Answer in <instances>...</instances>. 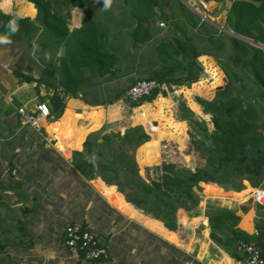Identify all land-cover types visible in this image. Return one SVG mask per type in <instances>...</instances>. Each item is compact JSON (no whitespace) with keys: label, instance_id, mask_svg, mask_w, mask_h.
<instances>
[{"label":"trees","instance_id":"obj_1","mask_svg":"<svg viewBox=\"0 0 264 264\" xmlns=\"http://www.w3.org/2000/svg\"><path fill=\"white\" fill-rule=\"evenodd\" d=\"M27 1L37 10L35 18L5 13L0 8V38L32 50L39 76L26 74L21 69L15 70V75L20 81L37 82L38 92L40 84L52 88L53 112L57 114L63 112L66 103L60 93L78 97L87 84L95 93V103L88 101L91 105L112 104L124 98L126 90L138 79L110 90L101 101L98 97L108 89L92 86L98 81L97 76L107 72L114 75L120 64L135 70L139 79H156L167 87L137 101L126 98L129 108L126 116L133 107L151 102L159 95L168 97L173 85L196 81L198 71L203 69L201 56L216 58L229 78L227 86L214 99L198 98L211 116L212 130L185 101L180 102L181 116L204 139L196 141L197 135L189 132L194 155L198 157L193 164L164 159L159 165L144 166L141 173L136 149L150 140V133L143 125L123 123L124 133L93 135L86 141L89 157L83 158V151L78 153L84 161L79 167L81 174L101 176L119 188L133 189L136 195L131 201L165 219L169 227H175L171 215L179 205L190 215L199 208L204 199L200 183L206 194L222 190L215 184L241 191L245 188L244 179L255 188H264V0H230L222 27L203 20L181 0H123L116 7L122 24L116 28L117 32L108 27L110 20L104 23L89 14L87 0ZM99 1L112 5L115 0ZM173 1L184 18L175 10ZM213 1L226 0H202ZM11 2L2 0L1 7L8 3V10ZM76 6L82 7L85 15L82 26L71 29V10ZM170 7L171 14H168ZM158 16L171 22V29L163 38L155 37L153 22ZM114 19L111 21L116 23ZM175 71H187L188 75L174 77ZM165 118L171 127V118ZM117 125L106 123L102 129ZM178 135L170 138L182 142ZM202 153L204 160L200 159ZM205 215L212 238L245 259L240 243L253 242L259 246L264 261V218L256 223L258 233L249 234L238 227L242 217L235 207L209 200Z\"/></svg>","mask_w":264,"mask_h":264},{"label":"crops","instance_id":"obj_2","mask_svg":"<svg viewBox=\"0 0 264 264\" xmlns=\"http://www.w3.org/2000/svg\"><path fill=\"white\" fill-rule=\"evenodd\" d=\"M32 5L27 0H12L8 10L1 9L5 13L15 12L20 17L35 18L37 10ZM76 7L79 9L73 7L71 10V29L83 24L85 12L82 7ZM112 7L99 0L86 2L89 14L96 15L104 23H109L106 17L115 14L110 10ZM21 8H32L34 12L29 15ZM202 58L209 62L216 76L215 82L211 85L204 83L202 74L207 70L204 66L198 71L196 81L173 85L172 93L183 94L196 116L204 119L212 130L211 116L198 98L214 99L225 87L219 79L227 78V75L216 58ZM17 69L39 76V66L33 63L30 48L22 49L0 38V264H183L190 259L202 264H246L244 257L236 256L231 249L212 238L205 212L209 200L235 207L242 217L238 227L253 234L256 223L264 218V207L253 201L255 187L249 180H243L245 188L241 191L212 183L222 189L219 194L212 190L213 193L208 195L203 190L204 199L192 215L179 205L171 215L175 227H169L165 219L131 201L136 195L133 189L119 188L101 176L86 177L79 171L84 161L78 153L83 151V158L89 157L85 150L86 141L93 135L110 133V128L103 130L102 127L121 119L120 113L112 108L113 103L89 104L88 101L95 103V93L87 88L90 86L87 84L82 87L80 96L66 97L63 112L57 114L53 112L52 88L40 84L38 92L37 82L20 81L14 72ZM115 70L114 75L107 72L97 76L98 81L93 80L92 86L108 89L98 97L99 101L110 90L139 79L137 72L124 64ZM187 75V71L174 73V77ZM178 100L177 96L173 98L171 95L155 103L165 106ZM43 102L48 105L50 115L43 119V130L39 132L23 123L16 107L23 106L36 112L37 105ZM173 115L171 121L181 125L178 130L182 142H177L183 149L190 137L189 124L180 117L178 110ZM262 117L264 119V113ZM138 119L143 122L139 115ZM172 131H175L173 127ZM153 132L150 140L136 152L141 173L144 166L153 165L144 163L143 148L157 141L158 146L151 147L150 156L159 157L163 139H170L169 136L158 139V133ZM200 185L204 188L202 183ZM71 223L81 224L93 232L107 249V255L98 261H86L71 255L63 237L66 226ZM3 255L7 259H2Z\"/></svg>","mask_w":264,"mask_h":264},{"label":"rangeland","instance_id":"obj_3","mask_svg":"<svg viewBox=\"0 0 264 264\" xmlns=\"http://www.w3.org/2000/svg\"><path fill=\"white\" fill-rule=\"evenodd\" d=\"M181 1L189 9H191L192 11L198 12L203 20H206V21H208L210 23L218 25V27H222V25H224L225 18H226V16H225L226 9L229 7V5L231 3L230 0H226V1L222 2V3H218V2H214V1L213 2H202V0H181ZM1 3H2V0L0 1V8H1ZM113 3L114 4H112V5L114 7H112L110 10L113 11L116 16L110 15L109 17H106V18H108V20H110L111 30L112 31H116V28L122 27V24L120 22V17H118L119 8H115V5L122 4L123 0H115ZM7 4L8 3H6V5ZM176 4H177L176 1L172 2V5L174 6V8L177 11V13L181 14V16L184 18L185 16H184L183 12L176 6ZM6 5L3 7L4 10H6ZM167 12H168V14H171V7L167 10ZM29 15H31V14H29ZM114 17H115V19H114ZM95 18H97V17H95ZM111 19H114L116 23H113L111 21ZM153 24H154V26L156 28L155 37H162L163 38V36L167 33V31H169V29H171L170 20L167 19L165 21L163 18H160L159 16L154 19ZM108 27H109V25H108ZM124 30H125V28H124ZM201 57H203V56H201ZM201 57H200L199 60H200V64L203 67V69L207 66L206 67L207 70L204 72V74H202L203 75V80L205 81L204 83H206L208 85H211L212 83L215 82V80H216L215 77L216 76L213 73L212 69H210L209 62H206L205 60H203L204 58L201 59ZM219 82L222 83V85L225 84V86H227V83L229 82L228 76H227V78L219 79ZM212 87H214V84L212 85ZM163 89L167 90V87L165 86V88H163ZM172 92H174V90L169 92V96L172 95L173 98H175L176 96L179 98L178 102L175 101V104L172 103V102H169V103H166V105H165L166 107L163 106V105L158 106L159 104H156V103L159 102V100H161L163 98L161 95H159L155 100H153L151 102H144L140 106L133 107L131 109V112H130L131 114L129 116H126V112H129V108L126 106V104H127L126 103V97L115 101L111 106H113L112 108L117 112V114L120 113L119 117H121V119L118 118L116 120V122H112V123H117L118 125L110 127V131H111L110 133H115V132H119V131L120 132L121 131H125L126 126H124L123 123L124 124L130 123V125H132V126L143 125L149 131V133H154L153 131H156L158 133L157 134L158 135V139L163 138L165 136H169V137L173 138V136L176 135L177 133L180 134L178 129H180L181 125L176 128V125H179V124L175 125L171 121L169 123L171 125V127H170L167 124V122L165 121V119H166L165 116L167 118H171V116H172V118H173V116H174L173 114L175 113L176 110H178L179 114H180V109H179L180 102L181 101H185L186 102V99L183 96V94L179 95L176 91H175V94L172 93ZM164 102H165V100H163V103ZM173 105H175V107ZM163 107H165V108H163ZM163 113H165V114H163ZM138 115H139V117L142 118L143 122H141L138 119ZM180 117H181V114H180ZM161 124H163L162 127H155L156 125L159 126ZM173 126L175 127L174 128L175 131L171 132V128ZM42 130H43V128H42ZM168 131H170V132L167 133ZM190 131L194 132L193 128L189 125V132ZM39 132H42V131H39ZM110 133H108V134H110ZM195 135H197V134L195 133ZM179 136L180 135H178L177 138H180ZM195 137L197 139L196 141H200V140L203 139L199 135H197ZM171 138L170 139L169 138L168 139H163L162 144L160 146L161 147V151H160L159 157H157V155L155 157H151L150 156L152 154V152H153L151 147L158 146V142L155 141L153 143L147 144L143 148L145 160H148L153 165H159L160 163H162V161L164 159L178 160V161H181L183 163L190 164V165L193 164V162H195V160L198 157H195V155H194V149L195 148L193 146L192 137H189L187 139V142H186L187 143V145H186L187 147H184L183 149L180 148L181 146L178 145V142L176 140H174V141L172 140L171 141ZM205 141L208 142V140H205ZM141 146H139V147H141ZM139 147L136 149V152L139 149ZM203 156H204V153H202L200 155V159L204 160ZM202 190H204L203 187H202ZM211 193H213V192H211ZM209 194L210 193H208V195ZM217 194H219V193H217ZM63 237H64V234H63ZM4 256L6 257V255H3L2 259H7Z\"/></svg>","mask_w":264,"mask_h":264},{"label":"built area","instance_id":"obj_4","mask_svg":"<svg viewBox=\"0 0 264 264\" xmlns=\"http://www.w3.org/2000/svg\"><path fill=\"white\" fill-rule=\"evenodd\" d=\"M75 9L79 8L75 7ZM163 88H165V85L156 79H138L126 90L125 97L132 101H137ZM60 96L64 99L68 97L64 92H61ZM16 112L24 124L38 131H42L43 119L50 115V109L44 102L37 105L36 112L30 111L23 106L16 107ZM252 198L257 205L264 207V188H255ZM254 233H258L257 229H255ZM64 243L71 255L80 257L86 261H98L107 255V249L100 239L89 229L78 223H71L66 226L64 230ZM240 249L246 254V264H264L261 250L257 244L243 241L240 243ZM183 264L202 263L195 259H190L184 261Z\"/></svg>","mask_w":264,"mask_h":264},{"label":"bare ground","instance_id":"obj_5","mask_svg":"<svg viewBox=\"0 0 264 264\" xmlns=\"http://www.w3.org/2000/svg\"><path fill=\"white\" fill-rule=\"evenodd\" d=\"M29 5H30V4H29ZM32 6H33V5H32ZM32 8H33V7H32ZM32 8H28V9H22V8H21V11L24 12V13H27V14H32V13L34 12V11H33L34 9L32 10ZM24 13H23V14H24ZM17 14H19V13L17 12Z\"/></svg>","mask_w":264,"mask_h":264}]
</instances>
